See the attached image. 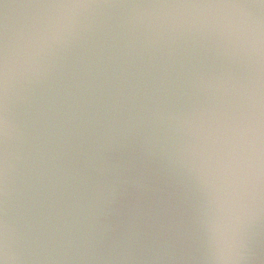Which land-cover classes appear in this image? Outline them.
Returning a JSON list of instances; mask_svg holds the SVG:
<instances>
[{"label": "water", "instance_id": "95a60500", "mask_svg": "<svg viewBox=\"0 0 264 264\" xmlns=\"http://www.w3.org/2000/svg\"><path fill=\"white\" fill-rule=\"evenodd\" d=\"M238 10L204 0H0V234L13 264H221L203 148L264 109ZM60 43L46 42L65 17ZM227 264H264V220Z\"/></svg>", "mask_w": 264, "mask_h": 264}, {"label": "snow or ice", "instance_id": "6c2138e0", "mask_svg": "<svg viewBox=\"0 0 264 264\" xmlns=\"http://www.w3.org/2000/svg\"><path fill=\"white\" fill-rule=\"evenodd\" d=\"M49 6L68 9L82 7L97 0H37ZM211 4H227L238 10L237 18L230 23L236 38L250 47H259L264 58V0H204ZM75 21L69 16L61 21V27L52 31L47 41L60 43L64 32L74 30ZM6 72V43L0 29V152L4 126V82ZM255 121L248 116L246 130L232 129L203 148L204 169L211 183L215 211L210 220L211 233L206 242L227 264L238 253L240 227L254 220L251 210L259 198L262 205L260 220H264V109L259 122V137L255 135ZM2 226V220H0ZM4 241L0 234V264L3 262Z\"/></svg>", "mask_w": 264, "mask_h": 264}, {"label": "clouds", "instance_id": "9594fccd", "mask_svg": "<svg viewBox=\"0 0 264 264\" xmlns=\"http://www.w3.org/2000/svg\"><path fill=\"white\" fill-rule=\"evenodd\" d=\"M15 260V254L10 251L7 245H4L3 262L4 264H13Z\"/></svg>", "mask_w": 264, "mask_h": 264}]
</instances>
